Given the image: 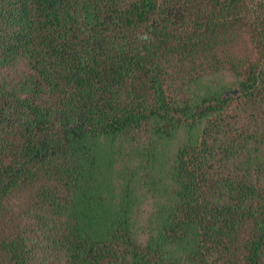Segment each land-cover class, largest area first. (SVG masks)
Returning a JSON list of instances; mask_svg holds the SVG:
<instances>
[{
	"label": "trees",
	"instance_id": "obj_1",
	"mask_svg": "<svg viewBox=\"0 0 264 264\" xmlns=\"http://www.w3.org/2000/svg\"><path fill=\"white\" fill-rule=\"evenodd\" d=\"M183 129L140 239L97 170ZM0 264H264V0H0Z\"/></svg>",
	"mask_w": 264,
	"mask_h": 264
},
{
	"label": "rangeland",
	"instance_id": "obj_2",
	"mask_svg": "<svg viewBox=\"0 0 264 264\" xmlns=\"http://www.w3.org/2000/svg\"><path fill=\"white\" fill-rule=\"evenodd\" d=\"M236 82L230 73L222 71L204 78L198 84L196 92L200 94L201 90V94H208L218 91L228 95L233 91L236 93ZM193 91L194 88L190 89V96L196 93ZM187 130H181L169 145L159 150L155 162L148 160L147 168L140 163V158L135 150L130 151L127 147L124 150L123 148L118 149L115 144L112 152L106 154L107 158L101 163L99 171L97 170L96 177L99 178L100 185L111 193L106 191L104 195L115 200L121 196L133 208V212L128 218L131 219L134 233L140 239H146L150 234H154L156 221L161 217L163 197H161L160 189L162 186L161 184L155 185L156 191L152 189L151 183L157 177L165 174L172 160L171 154L174 146L182 141L185 135L187 136ZM188 133L191 140L198 138L197 128L191 132L188 131ZM103 148L106 149L107 146L104 145Z\"/></svg>",
	"mask_w": 264,
	"mask_h": 264
},
{
	"label": "water",
	"instance_id": "obj_3",
	"mask_svg": "<svg viewBox=\"0 0 264 264\" xmlns=\"http://www.w3.org/2000/svg\"><path fill=\"white\" fill-rule=\"evenodd\" d=\"M233 93H235V91H233ZM230 94V93H229Z\"/></svg>",
	"mask_w": 264,
	"mask_h": 264
}]
</instances>
